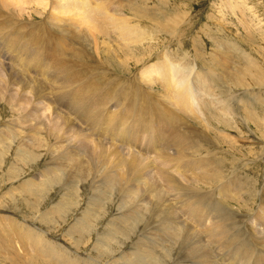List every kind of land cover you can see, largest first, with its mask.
<instances>
[{"label":"bare ground","instance_id":"bare-ground-1","mask_svg":"<svg viewBox=\"0 0 264 264\" xmlns=\"http://www.w3.org/2000/svg\"><path fill=\"white\" fill-rule=\"evenodd\" d=\"M123 7H126L123 3L119 4L112 0L94 2L92 0H0V46L2 45L6 50V54H4V51L0 49V99L7 91L14 89L17 91V102L22 100L26 102L28 98L32 100L36 108H38L37 105H43L44 108L43 111L41 110L42 112L35 109L32 111V115L35 117L28 116L26 122L17 126L18 129L14 128L16 129L14 132H18V134L16 133L18 142L15 146L14 157L23 166L34 167L42 155L38 151L43 148L46 149L48 156L56 155L54 150H57L59 146L52 147L54 144L51 143V138L53 139V137L61 146L60 153H63L61 156L63 164L55 165L56 168H47L38 174L43 177L45 183L40 185L33 179L27 180L26 183L19 186L20 191L24 192L27 198L33 195L34 200H40L42 196L47 198L49 190L51 191L55 183L64 181L66 186L68 183L70 185L77 183L78 187L81 185L80 188L90 194L91 203H101L105 196L109 198V193L114 194V197L119 195L125 199L121 203L130 201V206L132 204L139 207V210L133 208L129 209L127 213L120 211V217L129 220L131 217H135V220L138 218L141 222H146L148 216L150 217L154 212L158 215L167 214L164 217L166 222L159 224L161 227L158 230L161 235H156L159 240L163 235L173 239L175 234H178L175 229L177 214L175 209L180 210V205H183L187 214L199 223L197 228L203 230L212 228L214 237L222 235L226 239L224 243L231 252L234 251L233 248L240 252H250L248 238L251 234L244 231L243 226L249 227L247 222L251 219L244 216L239 217L235 210L224 202V200L236 198L242 203L241 193L247 191L238 180L234 179L235 175L230 177V182L235 187L232 186V189L227 187L230 184H226L227 180L225 181L222 174L224 170L211 160L212 156L219 155V153L213 154L206 148V143L212 139L210 137L211 132L216 135H229V130L237 126L236 123L232 122L234 121V110L236 111L234 104L229 103L228 105L220 99L213 101L211 98V101L207 100L208 102L204 100V95L205 98L214 96L216 91L212 84L219 83L217 81L220 73L217 74L218 72L216 73L213 69L208 70V72L197 71L194 64L196 62L186 57L179 60L178 54L171 52L172 50L170 52L164 51L159 63L150 65L146 63L138 73L132 74L130 77L113 76L114 74L106 69L102 64L103 62H99V57L96 59L97 66L96 64H82L79 61L81 50H83L82 44L79 42H83L85 45L88 43L93 49L99 50L100 47L97 46V43L100 37L107 39L114 36L118 40L126 42L125 46L131 49L130 46L132 45H145L151 38H154V31L143 26L141 17ZM232 8L234 7L232 6ZM36 11H39L41 20L31 21L36 20L33 18V13ZM6 14L7 18H4ZM25 18L28 20L24 21V24L31 25L32 28L30 31L27 30L28 32L23 30L26 25L23 27L21 24L22 20H26ZM18 21L21 25H15L16 22L19 23ZM188 21L175 19V21H171V24L157 25V28H163L169 37L172 35V40L179 39L180 32L175 31L180 27H185L190 22ZM171 30L175 31L172 32ZM109 42L112 43V41ZM107 45L110 44H104L105 47ZM121 45L123 44L121 43ZM219 47L222 49L225 47L217 45L218 52L223 54L224 51ZM108 49L112 50V47L108 46ZM124 50L127 52L126 48ZM89 54L85 55L89 57ZM221 54L216 59L221 60L219 67H225L227 61ZM146 57L144 56L143 60ZM148 57L151 58V56ZM90 59L94 61L91 56ZM125 63L130 66L128 62L125 61ZM217 63L219 64V62ZM252 68H255V65L252 64ZM218 69L220 68L215 70ZM221 70L223 69L221 68ZM258 73L256 68V77L252 75L251 78L258 79ZM193 75H198L195 82ZM158 77L161 82L158 81ZM21 78H28V82L27 80L24 82L25 80L23 81ZM39 79H43L45 84H49L50 87L38 86ZM219 79L221 80V77ZM243 81L242 78L235 79L231 85L233 88H237L238 85L244 86ZM157 82L162 84L160 87L164 89V95L158 98L153 91H150ZM233 95V92L230 91V101L238 98V96L232 97ZM68 102L69 104H67ZM164 105L165 107H163ZM209 105L213 106L216 111V114L210 117L209 114L207 115ZM20 118H24V115L18 119ZM127 132H131L130 135ZM44 134L47 135L48 139ZM41 137L43 139H40ZM41 141H44L45 144ZM83 144L85 146L81 147ZM109 145H113V148ZM0 159L3 160L2 157ZM53 164L47 162V165ZM55 171L57 174H54ZM105 171L107 174L104 173ZM68 172L71 173L66 174ZM104 174L106 175L104 176ZM100 175L104 178L102 179ZM188 178L189 180L190 178L196 180V183H188ZM81 183L88 184V189L87 187L84 188ZM60 184L65 185L64 183ZM217 185L218 187H215ZM221 187L223 189H220ZM40 188L44 189L45 194L40 195L38 199L35 191H39ZM66 188L69 187L63 189ZM204 188H210V190L206 191ZM216 189H220V191L210 195ZM218 194L222 195L223 200L221 198L216 199ZM10 195H13V192H10ZM207 196L209 199L213 196L222 204L213 205L214 203H210L212 200L204 202L203 200ZM27 198H25L27 203L31 204L34 201ZM13 199L15 198L13 197ZM150 199H158L156 203L158 211L150 205L151 203H147ZM35 203L34 205H36ZM166 203L173 207L166 206ZM99 204L96 205L97 208L100 207ZM13 205H16L15 210H17V204L14 203ZM61 208L62 206L58 210ZM142 209L146 210L141 211ZM100 210L102 208L91 210V212L87 210L88 212L85 216L83 215L84 217L81 216L82 218L79 217L80 219L76 220L73 224L74 227L79 228L78 231L80 232L82 229H87L86 222L91 220L92 216H96ZM208 214L215 215L217 221L213 222V220L208 223ZM8 216L11 219L7 217L6 220L5 217L0 216V222L4 225L1 226L5 231L4 236L2 235L3 244L0 245V249L7 252L6 246L17 248L14 251L8 250L9 254L13 255L14 262L17 261L13 264H18L19 261L17 260L20 254L17 239L20 238L21 232L25 233L23 230L30 233L28 241L20 240L22 241V249L32 254L30 260H38L39 258H36L33 253L41 252L42 257H46L47 261L52 259L55 261L52 262L53 264H65L57 259V257L63 256L57 252L59 248H53L52 241L49 242L46 238L48 233L44 236V232L29 223L30 226H28L26 221L27 227L22 228L18 216H14L17 220L12 215ZM251 218L264 227V207L262 206L261 211L255 213L254 216L252 215ZM5 222L8 223L9 227L5 226ZM127 224L130 223L127 222ZM122 228L128 229L127 226H124L120 227V230ZM109 235L111 236V233ZM106 237H108V233ZM216 241L218 242L217 239ZM28 243L33 247H30ZM263 246L264 241L258 240L253 247L255 250H262ZM24 250L22 252H26ZM68 251L70 250L68 249ZM65 257L61 259L65 261ZM142 257L140 255L141 261L139 260V262L141 264L144 263ZM241 261L240 259L234 263L241 264ZM204 264H212L211 258L205 256Z\"/></svg>","mask_w":264,"mask_h":264},{"label":"rangeland","instance_id":"rangeland-1","mask_svg":"<svg viewBox=\"0 0 264 264\" xmlns=\"http://www.w3.org/2000/svg\"><path fill=\"white\" fill-rule=\"evenodd\" d=\"M92 1L94 2L98 0ZM112 1L119 4L123 3L126 6L123 8L128 10L130 9L131 11L138 14L143 21V26L147 29L153 30L155 36L154 38H151L152 40L150 39L148 42H146L145 45H132L130 46L131 49H128L125 46V44H127L126 42H123L120 39L118 40V38H115L114 36H111L107 39L100 37L97 43V46L100 47L99 50L93 49L91 46H89L88 43H86L85 45V43L79 42L83 47V50H81L79 56V61L82 64H96V59L99 57V62H103L102 64L106 67L107 70L111 71L114 74L113 76L130 77L132 76V74L138 73V71L142 69L144 65H146V63H148L147 65H150L152 63H159L164 51L170 52L172 50L171 52L178 54V57L180 58L179 60H182L186 57L188 59H191L193 62H196L194 64L196 65L197 71L208 72V70L213 69L216 73L218 72L217 74L220 73L219 76L221 77V80L219 79V77L217 81L219 83L216 85L212 84V87L216 91V95L214 94V96H208L207 98H205L204 93L202 91L201 93L204 95V100L206 102L211 101L210 99L212 98L213 101L220 99L221 101L226 102V104L228 105L229 103L234 104V106L236 107V111L234 110L235 115L233 117L234 121L232 122L236 123L237 126L229 130V135H216L214 134V132H211L210 137L212 139L209 143H206V148H208L209 152L212 151L211 153L213 154L216 152L219 153V155L216 154L215 156H212L213 158L211 157V160L218 164L220 169L224 170L222 174L225 177V181L227 180L226 184H230L227 185V187H235V185L230 182V177L232 175H235L234 179L238 180L244 186L245 191H247L241 193V198L243 199V202L245 204L243 202L241 203V201L236 198H230L224 200V202L225 204L233 208V210H235L239 217L244 216L251 219L247 222L249 227L246 225L243 226V230L248 234H251L248 238L250 243V246L248 245V249L250 252H240L235 248H233L234 251L231 252L224 243L226 239L222 235H216V237H214L212 234V228L205 230L197 228V225H199V223L196 219L190 217L187 214V212L185 211L186 209L185 207H183V205H180V207L179 205H177L180 210L178 208L175 209L177 214L175 217L176 223H174L176 224V233H178L177 235L175 234V239L163 235L161 240H159L156 236L157 234L161 235L158 230L161 227V225L159 224H163L164 222H166V220H164V217H166L165 215L167 214L158 215L156 212H154L153 215H150V217L148 216V221L146 222H141L138 218L135 220V217H131L130 220L124 217H120V211L127 213L129 209L134 208L135 210H139V207H135L132 204L130 206V201H125L123 202L124 204L121 203L125 199L123 197H119V195H116V197H114V194L112 193H109V198L106 196L105 198H102L101 203H91V200H89L90 194H87V192L80 188L81 185L78 187L77 183L72 185L68 183L67 186L69 188L63 189L64 187H67L66 183L64 181L60 182L65 184L63 185L57 182L58 184L55 183V186L52 187L51 191L49 190L47 198H44L45 196H42L45 194V191L44 189L40 188L39 191L36 190L35 192L36 197H38L39 199L41 195L42 199L40 198V200H34L35 198L33 195H28V198L33 199L34 201L32 200L33 202L31 204L27 203L25 199L27 198V196L24 194V192L20 191L21 189H19V186L23 185V183H26L27 180L31 179L37 181V183L40 185L45 183L43 177L38 174L41 173V171L46 170L47 168H56L57 165L60 166V164H63L61 160V156L63 153H60L61 146L56 142V138L53 137V139L51 138V143L54 144L52 145V147L56 148L59 146L57 150H54V152L56 153L55 156H48L45 148H43L44 151L43 149L40 150L42 152L37 150L42 155H40V157L38 158V163L32 168L23 166L19 161L15 159L14 150H16L15 146L18 142V136L16 135V133L18 134V132H14V130L16 131V129H18L17 126H21L20 124L22 122H26L28 116L35 117L32 115V111H34L35 109L43 111L44 108L43 105H37L38 108H36V105L32 102V100H29L28 98L26 99V102L23 100L17 102V91L14 89H10V92L7 91L5 95H3L0 99V158H3V160L0 159V216L5 217L6 220L7 217L10 218V216L8 215H12L13 217L18 216V221L20 225H22V228L27 227L25 223L26 221L27 224L29 223L31 225H34L39 228L40 231L44 232V236L49 234L48 236H46V238L49 240V242L52 241L51 243H53V248H59L57 252L63 257L66 256L64 258L65 261L61 259L63 257H57V259H60L65 264H141L139 262V260L141 261L140 255L143 256V264H146L148 262L150 264H204L205 256L211 258L212 264L214 262V264H235L234 261H238L240 259L242 260L241 264H264V246L262 250H255L253 247L258 240L264 241V227L254 222L251 218L252 215L254 216L255 213L257 214L258 211H261L262 206L264 207V194H262L264 193V0ZM232 6L234 8H232ZM39 14V11L33 13V18H35L36 20L31 21H40L41 16ZM4 18H7V14ZM25 19L26 20L21 21V24L23 27L25 25L27 26H25L23 30H26L25 32H28L32 28L31 25L28 26L27 24H24V21H27L28 18ZM175 19L189 20L190 22L188 21L189 23L185 27H180L176 31L171 30L172 32H180L181 35L179 36V39L172 40V35L170 34L171 36L169 37L168 34H166L165 30H163V28L161 27V29L157 28V25L171 24V21H175ZM18 22L19 23L17 24L16 22L15 25H21L20 21ZM158 30H160L161 32ZM109 41H112L114 45H112V43ZM105 43H108L111 46L107 45L105 47ZM121 43L123 45H121ZM218 44L219 46L222 45L223 47H225L223 49L219 47L222 49V51H226L225 53L223 52V54H221L218 52ZM108 46L112 47L113 51L109 50ZM125 48L127 49V52H125ZM0 49L4 51V54H6V50L2 45L0 46ZM68 53L70 54L69 51ZM218 53L223 55V58H226L227 65L225 67H219L221 60L216 59L217 57H219ZM85 54H89V57H87ZM90 56L94 59L95 62L93 60L91 61ZM144 56L147 57L143 60ZM148 56H151V58ZM119 57L121 58L119 59ZM118 61L120 63L119 65ZM125 61L128 62L130 66L127 65ZM216 61L219 62V64ZM252 64L255 65V68H252ZM97 65L98 64H96V66ZM216 68L220 69L215 70ZM221 68L223 70H221ZM256 68L259 71V73L257 74L258 79H252V75L256 77ZM235 76L238 77L236 78ZM193 77V81L195 82L198 79V75H193ZM239 78H242L244 80L243 84L245 85H238L237 88H233L231 84L235 81V79L237 80ZM21 79L23 81L25 80L24 82H26V80L28 82V78ZM158 81L161 82V79L159 80V77ZM159 84L160 83L157 82L156 85L153 86V88L150 90L151 92L153 91L155 93L156 98L164 95V89L160 87L162 84ZM37 85L43 86V88L50 87L49 84H45L43 79H39ZM230 91H232L234 94L232 97L238 96V98H235L236 100L231 99L230 101ZM67 104H69V102ZM209 106L210 107L207 110V115L209 114L210 117L215 115L216 111L213 106ZM163 107H165V105ZM22 110L24 111L20 112ZM16 115L19 117L24 115V118H20L23 119V121H20V119H18L19 117H17ZM130 133L127 132L128 135H130ZM44 136L47 138V135L44 134ZM83 138L85 139L86 137ZM40 139H43V137H41ZM232 139L234 140L232 141ZM41 142L45 144L44 141ZM84 146L85 144H83L81 147ZM109 147L113 148V145H109ZM220 152H223V155ZM220 156L222 159L220 158ZM223 157L225 158L223 159ZM47 162L54 164L47 165ZM70 173L71 172H68L66 174ZM104 173L107 174V171H105ZM54 174H57V172L55 171ZM106 174H104V176ZM100 176L102 177V175ZM103 178L104 177H102V179ZM187 180L188 183H196V180H193L191 178L190 180L189 178ZM82 185H84V188H86L88 184L83 183ZM196 185L199 186V184ZM218 185L215 187H218ZM31 189L29 190L31 191ZM220 189L223 188L221 187ZM220 189H216V191L214 190L210 195L217 194ZM204 190L209 191L210 188H204ZM10 192H13V195H10ZM143 195L145 196V194ZM13 197L15 199L12 200ZM212 197L209 199V197L207 196L203 201L206 202L212 200L210 202L211 204L214 203L213 205H218L219 202L216 199L221 198L223 200L222 195L219 194L216 196V199ZM157 200L158 199H150L147 201V203H151L150 205L156 211H158V207L156 204ZM14 203L17 204L19 209L17 208V210H15L16 205H13ZM34 203L36 205H34ZM98 204L100 205L99 208H97L96 206ZM126 204L128 205L126 206ZM165 205L173 207L169 203H166ZM27 206H30L29 210ZM61 206L63 209L61 208L60 210H58ZM101 208L102 210L96 213L97 218L96 216H92L91 220L93 221H85V225L88 230L82 229L80 232L78 231L79 228L74 227L73 224H75L76 220L78 221L80 219L79 217L81 216L84 217L86 215V212H91V210L94 209L99 210ZM30 209L33 210L31 211ZM146 209H142L141 211H144ZM212 215H207L208 223L213 220V222L217 221L215 219V215H213L214 219ZM14 219L17 220L16 217H14ZM127 222L130 224H127ZM4 224H6V227H9L8 223L5 222ZM29 224L28 226H30ZM1 225L3 224H1L0 222V245L3 244L2 235L4 236L5 232ZM124 226H127L128 229L124 230L122 228V230H120V227ZM198 230L200 233L198 232ZM23 231L26 234L21 232L19 235L22 236L23 234V236H20V238L17 239L18 249L20 251L19 257L17 258V260H19L18 264H53L52 262L55 261H52V259H49L47 261L46 257H42L43 254L41 252H35L36 254L33 253L34 255H36V258H39L38 260H30V256H32V254L22 249L21 247L22 241H28L30 239V236H28L30 233L26 232V230ZM179 231L183 234H181ZM107 233L109 238L106 237ZM110 233L111 236L109 235ZM222 238L224 241L222 240ZM21 239L22 241H20ZM216 239L218 240V242L216 241ZM28 244L30 247H33L30 243ZM12 247L13 246L9 248L8 246H6L7 252H5L3 249H0L1 264H13L17 262H14V257H12L13 255L9 254V251H14V249L17 250L16 247ZM68 249L70 251H68ZM22 250L26 252H22ZM63 250H65L66 252ZM29 253L30 255H27ZM141 253L147 254L143 255ZM76 255L77 257H75ZM150 255L151 257L149 258ZM191 255L192 257H190ZM201 255L204 257H202ZM156 258H159V260L157 261ZM70 259L73 261L71 262ZM165 259L167 260L165 261ZM43 260H45L46 262ZM154 261H157L158 263Z\"/></svg>","mask_w":264,"mask_h":264}]
</instances>
